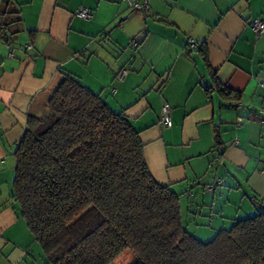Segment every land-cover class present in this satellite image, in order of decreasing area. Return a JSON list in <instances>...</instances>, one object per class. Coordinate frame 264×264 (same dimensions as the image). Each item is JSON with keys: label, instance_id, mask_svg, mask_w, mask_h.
Segmentation results:
<instances>
[{"label": "crops", "instance_id": "crops-1", "mask_svg": "<svg viewBox=\"0 0 264 264\" xmlns=\"http://www.w3.org/2000/svg\"><path fill=\"white\" fill-rule=\"evenodd\" d=\"M146 1L139 11L125 0H10V15L0 0V264H47L13 205L15 153L67 75L140 132L159 184L181 197L215 188L198 215L218 231L243 219L252 196L264 201V35L251 28L264 0ZM82 8L91 20L75 17ZM9 22L18 34L8 42ZM211 72L231 96L207 91Z\"/></svg>", "mask_w": 264, "mask_h": 264}, {"label": "trees", "instance_id": "trees-1", "mask_svg": "<svg viewBox=\"0 0 264 264\" xmlns=\"http://www.w3.org/2000/svg\"><path fill=\"white\" fill-rule=\"evenodd\" d=\"M4 5L13 14L12 2ZM15 25L5 24L8 42ZM210 74L208 92L233 94ZM49 112L29 120L12 190L47 264H113L126 251L134 264H264L263 200L252 196L255 216L200 241L184 226L181 195L152 176L140 132L123 113L70 75Z\"/></svg>", "mask_w": 264, "mask_h": 264}, {"label": "rangeland", "instance_id": "rangeland-1", "mask_svg": "<svg viewBox=\"0 0 264 264\" xmlns=\"http://www.w3.org/2000/svg\"><path fill=\"white\" fill-rule=\"evenodd\" d=\"M207 189V188H206ZM196 190L193 191L194 196L193 197H187L183 196L180 198V206H181V211H182V218L184 222V226L186 230L191 233L194 237L199 239L200 241L203 242H209L214 239L218 232V226L216 222L213 225L209 224V220L200 218V215H198V211H202L203 208L202 206L201 209L198 207V204L203 203V201L206 198H209L210 200L213 198V195H210V191L207 190ZM208 194V195H207ZM219 192H217L216 197L217 199ZM222 204V202H221ZM219 205V203H217ZM219 207V206H218ZM205 211V210H204ZM256 215V211L254 207L250 206V208H246L244 214L242 215V218H249L253 217ZM232 225L229 224L228 229ZM36 247L41 250L40 246L37 244ZM44 256V255H43ZM45 260V257H43ZM136 262V257L131 251H126L124 252L120 257H118L113 264H134Z\"/></svg>", "mask_w": 264, "mask_h": 264}, {"label": "built area", "instance_id": "built-area-1", "mask_svg": "<svg viewBox=\"0 0 264 264\" xmlns=\"http://www.w3.org/2000/svg\"><path fill=\"white\" fill-rule=\"evenodd\" d=\"M125 1L129 7L133 8L135 10H139V11L145 9L148 6L146 0H145V2H140V0H125ZM75 17L79 18L81 20H84V21H88V20H91L92 15L88 9L82 8L75 14ZM251 28L256 35L263 36L264 35V18L253 20L251 23ZM188 44H189V47L193 50L200 51L202 48L201 44H199L198 42H196L193 39H189ZM27 48L30 49L31 47L27 46ZM129 72H130V70L128 68H123L121 70V72L116 77L117 82L124 83ZM261 86H262V88H264V80H261ZM111 92L114 93L115 89L112 88ZM238 121L241 122L240 119ZM161 124L163 126H165L166 128H172V126H173V122H172V118H171V108H170L168 103H164L162 105ZM214 190H215V188L213 186L208 187V191L214 192Z\"/></svg>", "mask_w": 264, "mask_h": 264}]
</instances>
